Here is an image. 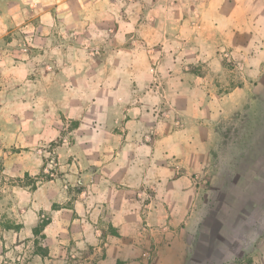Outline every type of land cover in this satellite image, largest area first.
Listing matches in <instances>:
<instances>
[{"label": "crops", "instance_id": "0c3cea01", "mask_svg": "<svg viewBox=\"0 0 264 264\" xmlns=\"http://www.w3.org/2000/svg\"><path fill=\"white\" fill-rule=\"evenodd\" d=\"M20 89L75 126L0 264H264V0H0Z\"/></svg>", "mask_w": 264, "mask_h": 264}, {"label": "rangeland", "instance_id": "374dc122", "mask_svg": "<svg viewBox=\"0 0 264 264\" xmlns=\"http://www.w3.org/2000/svg\"><path fill=\"white\" fill-rule=\"evenodd\" d=\"M30 92L20 89L16 106L8 103L9 98L0 105V229L4 235L8 230L21 228L35 192L62 177L55 148L68 142V138L46 134L75 126L65 119L49 123L48 117L52 115L48 106L41 99H29Z\"/></svg>", "mask_w": 264, "mask_h": 264}, {"label": "trees", "instance_id": "16d2710c", "mask_svg": "<svg viewBox=\"0 0 264 264\" xmlns=\"http://www.w3.org/2000/svg\"><path fill=\"white\" fill-rule=\"evenodd\" d=\"M43 226V225H42ZM42 226H41V228H42Z\"/></svg>", "mask_w": 264, "mask_h": 264}]
</instances>
